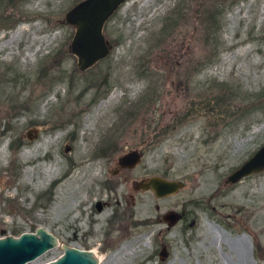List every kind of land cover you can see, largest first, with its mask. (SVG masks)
Wrapping results in <instances>:
<instances>
[{
  "label": "rangeland",
  "instance_id": "1",
  "mask_svg": "<svg viewBox=\"0 0 264 264\" xmlns=\"http://www.w3.org/2000/svg\"><path fill=\"white\" fill-rule=\"evenodd\" d=\"M76 1L0 0V235L42 226L59 242L80 244L72 232L87 187L66 158L74 152L60 150L70 125L28 140L26 112L9 116L10 105L23 101L26 76L45 64L52 66L48 92L64 98L95 75L107 77L112 98L90 102L97 86L87 87L70 105L85 107L79 130L97 126L106 112V125L121 122L113 153H141L128 181L159 175L183 182L161 197L137 191L132 206L123 184L127 231L111 237L98 264H264V168L224 182L264 142V0H124L103 24L108 54L84 71L68 51L73 28L63 20ZM195 61L186 91L176 92L170 72H189ZM168 210L178 213L171 224L163 218ZM137 219L143 223L133 225ZM60 252L55 246L28 264Z\"/></svg>",
  "mask_w": 264,
  "mask_h": 264
},
{
  "label": "flooded vegetation",
  "instance_id": "2",
  "mask_svg": "<svg viewBox=\"0 0 264 264\" xmlns=\"http://www.w3.org/2000/svg\"><path fill=\"white\" fill-rule=\"evenodd\" d=\"M69 44L70 40L67 47L70 52ZM106 55L84 69L78 68L77 65L76 67L79 71H84L96 65L102 59H105ZM195 64L196 61L188 65L189 72H186L187 70L184 73L170 72V84L176 92L179 93L182 92V90L186 91V74H191V69L194 70L197 68ZM50 69H52V66L49 67L43 64L34 75L26 76L24 79V89L26 93L24 94L23 101H15L14 104L10 105L13 111L9 113V116L12 118L17 117L19 109H23L26 112L24 135L28 140L37 137L41 131L53 137V134L55 136L56 133L61 131L66 125H70V128L66 131L65 145L62 149L60 148V150L64 152L68 149L74 152L73 155H67L66 158L69 163L79 171V174H77L79 176L78 184H81V187H87L85 192L86 196L82 197L83 199L79 200L77 205L72 237L80 240V244L76 247L93 249L101 253L107 248L108 242L111 243V241H114L111 237L115 236L114 239L119 238L124 231H127V226L125 222L123 223L122 221L124 211L120 208L118 199L121 186L125 183L130 185V192L125 194L124 197L128 199V204L132 206L135 192L149 190L141 188L135 189L134 182L145 179L151 175L136 180L129 178L128 181L127 172L139 163L141 153L139 159L132 166H123L119 163V157L128 150L113 153V150L117 146L115 140H112V133H114L115 136L116 133L121 130L122 125H120L121 122L118 126H114V128L111 126L110 122L106 125V121L110 120L108 112L104 113L100 118V122L102 121V123L98 122L97 126L94 127H86V123H84L83 129L79 130L80 112L84 110L85 107L83 105H77L75 108L73 105H70V103L82 101L83 91H85L87 87L95 86L97 87L94 89V95L92 98H88V101L93 102L97 95H102L100 97H104L105 94L106 98L109 99L111 94L109 95V93H107V77L104 75L103 78L97 79L98 76L95 75L85 83L83 90L81 89L78 93L73 94L71 98H64L59 93L60 91H56L52 94L48 92L47 87L49 83H47V80L52 75L49 73L51 72ZM54 78H56V76ZM72 78L69 82L70 86L75 84L74 77ZM210 83L216 87L220 86V82L213 79ZM101 86L103 89H100ZM17 94L19 93L17 92ZM13 98L15 99V97ZM102 102L103 99H99L98 104ZM78 141L81 143L79 144ZM95 165L97 168L93 167ZM86 174H88L87 176L89 178L83 177L86 176ZM101 192H105L106 198L102 199ZM112 198L115 200L110 210H102L107 204L106 200H111ZM84 204H88V210L83 209ZM138 223H143V220L137 219L132 221L133 225ZM55 237L57 238V244L55 246L60 248L59 245L62 242H59L56 235Z\"/></svg>",
  "mask_w": 264,
  "mask_h": 264
},
{
  "label": "water",
  "instance_id": "3",
  "mask_svg": "<svg viewBox=\"0 0 264 264\" xmlns=\"http://www.w3.org/2000/svg\"><path fill=\"white\" fill-rule=\"evenodd\" d=\"M124 0H78L63 15L65 23L73 28L69 50L76 58L80 69L90 66L104 57L110 45L104 37L102 28L105 20ZM140 157V152L133 148L119 157L123 166H132ZM264 168V142L246 159L232 169L224 182L233 183L241 177ZM183 182L176 178L151 175L134 182V188L149 189L154 196L161 197L177 192ZM168 224L178 218V213L168 210L163 214ZM57 244L53 233L42 226L32 231L0 235V264H28L46 250ZM61 252L53 258L37 264H98L97 251L82 249L66 243H60ZM160 256L164 251H160Z\"/></svg>",
  "mask_w": 264,
  "mask_h": 264
},
{
  "label": "bare ground",
  "instance_id": "4",
  "mask_svg": "<svg viewBox=\"0 0 264 264\" xmlns=\"http://www.w3.org/2000/svg\"><path fill=\"white\" fill-rule=\"evenodd\" d=\"M5 43H6V42H5ZM5 43H4V44H5ZM4 44H3V45H4ZM112 96H113V95H112ZM110 97H111V96H109V98H110ZM111 98H112V97H111ZM49 174H50V172L48 171V175H49ZM52 174H53V173H52ZM49 176H50V175H49ZM238 240H239V239H238ZM240 240H241V238H240ZM228 244H229V241H228ZM236 244H238V243H236ZM234 248H235V247H234ZM237 250H238V249H237ZM92 251H94V250H92ZM99 254H100V253H99ZM99 254H98V259L100 258V255H99Z\"/></svg>",
  "mask_w": 264,
  "mask_h": 264
}]
</instances>
